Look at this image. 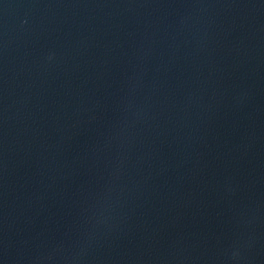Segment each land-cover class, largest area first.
<instances>
[{
    "label": "water",
    "instance_id": "95a60500",
    "mask_svg": "<svg viewBox=\"0 0 264 264\" xmlns=\"http://www.w3.org/2000/svg\"><path fill=\"white\" fill-rule=\"evenodd\" d=\"M0 264H264V0H0Z\"/></svg>",
    "mask_w": 264,
    "mask_h": 264
}]
</instances>
